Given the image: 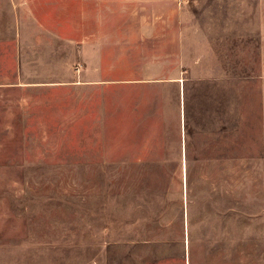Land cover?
I'll use <instances>...</instances> for the list:
<instances>
[{
    "label": "rangeland",
    "instance_id": "374dc122",
    "mask_svg": "<svg viewBox=\"0 0 264 264\" xmlns=\"http://www.w3.org/2000/svg\"><path fill=\"white\" fill-rule=\"evenodd\" d=\"M0 264H264V0H0Z\"/></svg>",
    "mask_w": 264,
    "mask_h": 264
},
{
    "label": "crops",
    "instance_id": "0c3cea01",
    "mask_svg": "<svg viewBox=\"0 0 264 264\" xmlns=\"http://www.w3.org/2000/svg\"><path fill=\"white\" fill-rule=\"evenodd\" d=\"M75 84L78 85V86H80V85H93V81L87 80V79L84 78V80H80V81H78Z\"/></svg>",
    "mask_w": 264,
    "mask_h": 264
}]
</instances>
